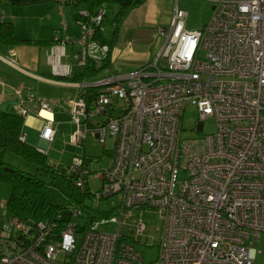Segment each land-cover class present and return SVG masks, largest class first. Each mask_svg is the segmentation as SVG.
Wrapping results in <instances>:
<instances>
[{"label": "built area", "instance_id": "2783aa9c", "mask_svg": "<svg viewBox=\"0 0 264 264\" xmlns=\"http://www.w3.org/2000/svg\"><path fill=\"white\" fill-rule=\"evenodd\" d=\"M207 1L211 14L197 28L187 27L188 10L175 4L168 25L155 29L162 41L153 60L131 71L104 65L110 47L95 35L105 4L78 8V36H54L47 56L54 76L88 61L100 72L76 82L47 79L77 88L66 99L15 89L13 109L23 117L66 110L76 125L72 142L92 131L104 146L112 136V159L92 170L91 158L73 157L64 173L91 203L78 201L67 215L33 207L30 214L40 216L31 218L4 204L0 264H254L264 232V0ZM12 55L3 60L17 67ZM189 105L200 124L213 118V133L182 138ZM55 135L45 119L39 138L46 146L37 149L47 154ZM89 177L99 180L95 190ZM113 195L118 204L97 208ZM151 217L160 222L158 254L144 263L138 246L147 245Z\"/></svg>", "mask_w": 264, "mask_h": 264}, {"label": "rangeland", "instance_id": "374dc122", "mask_svg": "<svg viewBox=\"0 0 264 264\" xmlns=\"http://www.w3.org/2000/svg\"><path fill=\"white\" fill-rule=\"evenodd\" d=\"M157 9L153 12L151 20H146L144 17L136 18L138 28L134 36L126 40L123 37V33L126 29L121 31V34L117 41V65L133 66L135 64L144 61V64L153 60L158 47L162 41V38L155 32L157 26L166 27L171 14V3L167 0H156ZM173 2V0H172ZM188 10L187 27L197 28L201 24L205 23L211 14V6L207 0H179ZM140 5V4H139ZM119 5L117 3H108L106 6V13L102 22V34L105 38L109 39L112 32V19L115 15ZM143 7H141L142 9ZM137 11H128L122 19L121 24L128 23L131 18H134V13ZM136 17V16H135ZM122 24V25H123ZM74 35L77 34L76 26L70 30ZM47 53L50 49L47 48ZM72 51L70 45L65 46V52L70 54ZM34 54L30 53V56ZM47 54L44 56L46 57ZM62 62H70L65 57H62ZM29 70L34 69L29 67ZM32 84L36 93L44 97L66 99L69 94L73 93L77 88H66L60 85L34 82ZM13 89L10 86L4 84L0 88V109L10 111L11 105L16 100L5 99L12 94ZM1 98L5 100L2 101ZM23 121V134L26 135L27 142L35 147L41 145L39 139V133L45 119H51L54 121V127L56 128L57 135L54 141L50 144V148L47 152V161L49 164L56 165L60 170L65 171L67 166L72 162L74 156L88 157L93 161L90 164L92 170H97L102 166L109 165L111 162V154L113 149L114 138L112 136H106L105 144L102 146L97 138L96 134L92 131L87 132L83 143H74L76 125L71 122V116L68 112L57 110L51 113L42 111L40 115H36L34 112H29L24 116ZM97 118L92 121L96 122ZM201 125V127H199ZM182 138L195 139L203 138L205 135L213 133L215 131V123L213 118H207L202 124L199 123L198 112L193 105H189L184 108L181 119ZM199 127V128H198ZM111 153V154H110ZM0 159L9 162L11 165L25 171L37 172L34 165L26 163L20 157L10 153H0ZM39 178L44 181V185L37 196H31L24 209V214L31 218H38V213L30 214V210L33 207L38 206L40 200H44L51 204H56L61 207L64 215L68 214L69 207L79 203L89 205L91 199L88 196H82L79 189H76L71 182L64 181L61 177L50 178L49 175H45L42 172H38ZM99 186V180H95L89 177V188L95 190ZM11 186L8 182L0 181V215L3 205L6 203L10 194ZM120 201L118 195H113L108 198H104L96 201V206L100 210H105L115 206ZM36 205V206H35ZM0 216V226L1 219ZM159 220L155 217H151L148 222L147 231L148 238L146 243L139 245L138 250L142 253L144 263H148L154 260L158 254L157 243L159 241ZM1 231V229H0ZM256 247L260 251L254 260V264H264V232L259 236Z\"/></svg>", "mask_w": 264, "mask_h": 264}, {"label": "crops", "instance_id": "0c3cea01", "mask_svg": "<svg viewBox=\"0 0 264 264\" xmlns=\"http://www.w3.org/2000/svg\"><path fill=\"white\" fill-rule=\"evenodd\" d=\"M167 2L171 3L170 18L173 13L175 4H177L179 7L185 8L182 4L179 3V0H173V2L172 0H167ZM156 3V0H144L141 3H138V5L129 10L137 11L134 13V18H131V21L126 23V25L125 23H122L123 25L120 23L118 36L111 48L110 53V65L114 72L120 73L131 71L144 64V61H142L141 63L135 64L133 66L117 65L116 53L119 48L117 47V41L123 29H126L123 33V37L126 38V40L130 39L131 36H134L136 29L138 28L136 18H138L139 16L146 18V20H151L153 12L157 9ZM141 7L143 8L141 9ZM74 11L75 9L71 4L62 5L58 0H0V21H8L12 23L14 36L17 39L48 40L54 36L58 38H64L65 36L76 37L79 35V28L73 16ZM62 18H64L66 23L65 30L60 29V21L62 20ZM75 26L78 31L77 34L74 35L70 30ZM47 48H49V46L37 45L34 43H22L16 45L0 44V77L3 80L4 84L10 86L11 89H13L12 94H10L5 99L16 100L17 97L14 94L15 89H20L23 95H25L26 92H34L36 95H38L36 93V90L34 89L35 87H33L32 84H29V81L31 83L41 81L50 83L47 81V79H52L63 83L66 82L51 77L54 75L51 72V65L47 60V56L49 53H47ZM31 52H33L34 54L30 56ZM11 53H13L12 58L15 60L17 67L12 66L11 64L3 60V57H9ZM45 54H47L46 57L44 56ZM29 67L33 68L34 70H29ZM56 85H60L62 87L70 89L75 88L73 86H68L62 83ZM75 93L76 90H74L73 93L69 94V96H67L66 98L72 97ZM5 99L1 98L2 101H4ZM54 99H61V97ZM15 104H17V100L12 103V110H14L13 108ZM61 111L67 112L66 110ZM40 114L41 112L39 113V115ZM25 139L27 140L26 135ZM39 139L41 145H38L36 147L44 148L46 146L45 140L41 138Z\"/></svg>", "mask_w": 264, "mask_h": 264}, {"label": "trees", "instance_id": "16d2710c", "mask_svg": "<svg viewBox=\"0 0 264 264\" xmlns=\"http://www.w3.org/2000/svg\"><path fill=\"white\" fill-rule=\"evenodd\" d=\"M143 1L144 0H140L139 3ZM113 2L117 3L119 7L112 19L113 28L111 37L109 39L105 38L102 34V30L99 29L96 30L95 35L101 42L107 43L110 47L104 65L110 64L111 48L117 39L122 17L128 13L131 8L138 5V3L135 0H74V2L71 3L75 9L73 16L75 20H77V10L79 7L85 6L90 11H93L101 4L107 6L108 3ZM56 42H58V40L54 39V37L48 40L17 39L14 36L12 23L0 21V44L16 45L34 43L37 45L50 46ZM99 72L100 69L95 68L92 61H88L85 66L76 67L69 76L51 77L57 80L76 82L84 79H91ZM23 121L24 117L14 110L6 111L0 109L1 155L6 151L10 152L23 159L26 163L34 165L37 170V172L21 170L11 165L9 162L0 159V181L8 182L11 186L10 194L5 205L10 212L18 215L23 212L30 197L34 195L37 196L44 185V181L39 178L38 172L49 175L50 178L61 177L64 181L71 182V178L66 176L63 170H60L56 165L49 164L47 161V154L39 151L37 147L28 143L26 139L21 140L19 138L20 134H22ZM37 208L42 210L47 216H52L57 211L61 210L60 206L48 203L43 199L39 201Z\"/></svg>", "mask_w": 264, "mask_h": 264}, {"label": "water", "instance_id": "95a60500", "mask_svg": "<svg viewBox=\"0 0 264 264\" xmlns=\"http://www.w3.org/2000/svg\"><path fill=\"white\" fill-rule=\"evenodd\" d=\"M135 1H136L137 3H139V2H140V0H135ZM199 127H200V126H199ZM199 127H198V128H199Z\"/></svg>", "mask_w": 264, "mask_h": 264}]
</instances>
